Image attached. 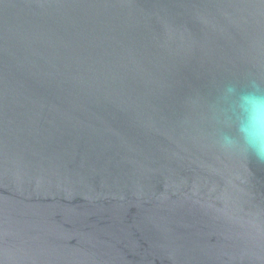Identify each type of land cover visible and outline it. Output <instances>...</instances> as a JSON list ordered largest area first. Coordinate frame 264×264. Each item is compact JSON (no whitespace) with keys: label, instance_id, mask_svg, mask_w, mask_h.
Masks as SVG:
<instances>
[{"label":"water","instance_id":"95a60500","mask_svg":"<svg viewBox=\"0 0 264 264\" xmlns=\"http://www.w3.org/2000/svg\"><path fill=\"white\" fill-rule=\"evenodd\" d=\"M253 81L264 0H0V264H264Z\"/></svg>","mask_w":264,"mask_h":264},{"label":"clouds","instance_id":"9594fccd","mask_svg":"<svg viewBox=\"0 0 264 264\" xmlns=\"http://www.w3.org/2000/svg\"><path fill=\"white\" fill-rule=\"evenodd\" d=\"M251 91L241 93L238 99L243 102L235 123L236 136L225 134L222 137L223 147L241 144L245 152H249L256 160L264 164V90L254 81ZM226 91L235 93V88L229 86Z\"/></svg>","mask_w":264,"mask_h":264}]
</instances>
